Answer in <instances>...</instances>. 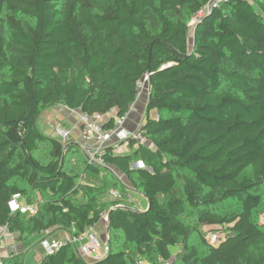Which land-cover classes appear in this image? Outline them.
Segmentation results:
<instances>
[{"label": "trees", "instance_id": "1", "mask_svg": "<svg viewBox=\"0 0 264 264\" xmlns=\"http://www.w3.org/2000/svg\"><path fill=\"white\" fill-rule=\"evenodd\" d=\"M208 2L0 0V224L27 239L109 218L105 259L68 245L39 264H264V0H227L191 25ZM145 75L149 144L108 149L105 167L38 125L57 106L124 116ZM128 185L144 210L115 207L110 191ZM15 193L34 215L10 211ZM211 226L228 230L216 244Z\"/></svg>", "mask_w": 264, "mask_h": 264}, {"label": "built area", "instance_id": "2", "mask_svg": "<svg viewBox=\"0 0 264 264\" xmlns=\"http://www.w3.org/2000/svg\"><path fill=\"white\" fill-rule=\"evenodd\" d=\"M227 0H209V2L194 16L191 24H195L199 19L205 17L215 8L219 7ZM149 75H145L137 82V100L142 97L148 85ZM130 111V110H129ZM129 111L124 115H118L116 110L103 114L99 112L79 113V122L81 127V136L83 139L82 154L89 164L107 166L104 155L108 149L114 155H122L131 151L130 142L134 141L135 146L149 144L148 138L144 135L142 127L138 130H129L125 126L126 120L129 118ZM114 120L112 127H106V124ZM54 135L59 137L63 144L67 146L73 139L71 130L61 120H56L52 126ZM76 159L75 161H77ZM139 167H145L140 161ZM125 182V181H124ZM129 193L124 198L117 189H112L110 195L114 200H119L115 207H131L133 209L143 210L145 206L142 202L133 197L137 190L128 185ZM129 204V205H128ZM9 209L12 213H21L24 215H34L37 211V203H26L20 193H15L8 202ZM102 220H108V212L104 211L101 215ZM101 220V221H102ZM12 234L9 224H0V252L5 248L8 237ZM218 235H211L212 243H217ZM109 235L102 237L99 233L98 226L91 224L84 231L76 232V234L67 237H44L40 241L41 248L45 255L53 254L65 246H73L75 249L89 261H101L110 253V245L108 243ZM0 264L3 261L0 259Z\"/></svg>", "mask_w": 264, "mask_h": 264}, {"label": "crops", "instance_id": "3", "mask_svg": "<svg viewBox=\"0 0 264 264\" xmlns=\"http://www.w3.org/2000/svg\"><path fill=\"white\" fill-rule=\"evenodd\" d=\"M149 99V87L147 85L146 91L142 97L132 105L129 111V118L125 122V126L129 130H138L142 127L145 120V112ZM55 111L51 114V120L48 122L52 126L55 120L61 119L68 129L71 130L72 138L78 144L83 145L81 136V127L79 122L80 110H71L67 107L57 106ZM152 113V112H151ZM156 118L157 112L151 114ZM53 121V122H52ZM64 232L63 230L46 231L45 233L33 235L27 239H21L18 233L12 232L6 241L5 248L0 252V259L8 264H11V259L17 255H23V264H39L41 259L45 256L41 248L40 241L44 237H59ZM146 264V263H145Z\"/></svg>", "mask_w": 264, "mask_h": 264}, {"label": "rangeland", "instance_id": "4", "mask_svg": "<svg viewBox=\"0 0 264 264\" xmlns=\"http://www.w3.org/2000/svg\"><path fill=\"white\" fill-rule=\"evenodd\" d=\"M193 25V24H191ZM193 34V30L191 29L190 31V35L192 36ZM190 42L192 43V38L190 37ZM56 108H50L48 109L43 115L42 117H40L39 121H38V125L39 127L41 128V130H43L45 133L51 135V136H54V132H53V127H50L48 122H50L51 120V114L55 111ZM154 113H156V111H152L151 114L154 115ZM57 120H61V119H57ZM56 121V120H55ZM54 121V122H55ZM53 122V121H52ZM53 124V123H52ZM141 160H136L132 163V167L133 168H138L139 165L138 163L140 162ZM112 170L114 171L115 174L118 175V178L123 180V181H127V178L125 177V175L123 174H120L118 171L115 170V168L113 167ZM128 182V181H127ZM107 197V196H106ZM134 198H136L138 201L142 202L144 206L147 207V199L146 197L139 191L135 192L134 195H133ZM104 199V198H102ZM111 199V197H110ZM103 201V200H102ZM260 219V222L264 225V213H262L259 217ZM109 220V218H108ZM108 220H102L101 221V224L98 225V230H99V233L102 235V237H106V235L108 236L109 235V225H108ZM204 233L206 235V238L212 243V239H211V235L213 234H217L218 235V240L223 237H225V235L227 234V228L224 227L222 228L221 230H218L221 232L218 233L216 232V228L211 226V227H204ZM69 235V233L67 232H62V234L60 235V237H67ZM214 244V243H213ZM216 244V243H215ZM179 249L180 247H175L174 248V254H177L179 252Z\"/></svg>", "mask_w": 264, "mask_h": 264}, {"label": "clouds", "instance_id": "5", "mask_svg": "<svg viewBox=\"0 0 264 264\" xmlns=\"http://www.w3.org/2000/svg\"><path fill=\"white\" fill-rule=\"evenodd\" d=\"M145 208H146V206H145ZM145 208H144V209H145ZM144 209H143V210H144Z\"/></svg>", "mask_w": 264, "mask_h": 264}]
</instances>
